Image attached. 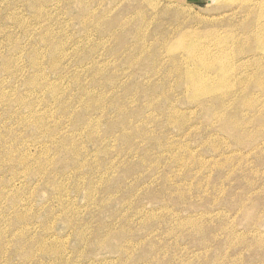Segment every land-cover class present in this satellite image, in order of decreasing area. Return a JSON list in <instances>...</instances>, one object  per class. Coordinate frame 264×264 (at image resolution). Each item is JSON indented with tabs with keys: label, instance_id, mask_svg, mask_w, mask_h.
I'll use <instances>...</instances> for the list:
<instances>
[{
	"label": "rangeland",
	"instance_id": "rangeland-1",
	"mask_svg": "<svg viewBox=\"0 0 264 264\" xmlns=\"http://www.w3.org/2000/svg\"><path fill=\"white\" fill-rule=\"evenodd\" d=\"M260 22L264 0H0V264H264Z\"/></svg>",
	"mask_w": 264,
	"mask_h": 264
},
{
	"label": "bare ground",
	"instance_id": "bare-ground-1",
	"mask_svg": "<svg viewBox=\"0 0 264 264\" xmlns=\"http://www.w3.org/2000/svg\"><path fill=\"white\" fill-rule=\"evenodd\" d=\"M254 26L255 27L250 30L248 35L252 36V40H254L257 44L264 43V23L260 22Z\"/></svg>",
	"mask_w": 264,
	"mask_h": 264
}]
</instances>
